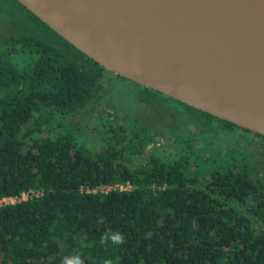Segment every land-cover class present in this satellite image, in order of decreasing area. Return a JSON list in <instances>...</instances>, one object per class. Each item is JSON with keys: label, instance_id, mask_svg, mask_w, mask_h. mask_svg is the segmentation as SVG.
I'll list each match as a JSON object with an SVG mask.
<instances>
[{"label": "trees", "instance_id": "16d2710c", "mask_svg": "<svg viewBox=\"0 0 264 264\" xmlns=\"http://www.w3.org/2000/svg\"><path fill=\"white\" fill-rule=\"evenodd\" d=\"M0 13L8 23L0 48V198L40 191L0 206V264H65L77 255L83 264H264V176L233 149L210 158L181 136L173 158L127 167L124 160L142 152L138 132L110 126L97 142L58 121L96 97L106 71L15 0H0ZM142 88L140 100L154 108L168 100L212 135L250 133ZM124 182L130 189L85 192ZM115 233L123 243L111 241Z\"/></svg>", "mask_w": 264, "mask_h": 264}, {"label": "water", "instance_id": "95a60500", "mask_svg": "<svg viewBox=\"0 0 264 264\" xmlns=\"http://www.w3.org/2000/svg\"><path fill=\"white\" fill-rule=\"evenodd\" d=\"M105 73L264 136V0H15Z\"/></svg>", "mask_w": 264, "mask_h": 264}, {"label": "rangeland", "instance_id": "374dc122", "mask_svg": "<svg viewBox=\"0 0 264 264\" xmlns=\"http://www.w3.org/2000/svg\"><path fill=\"white\" fill-rule=\"evenodd\" d=\"M7 31V20L0 13V48H3ZM139 89L127 80L110 75L103 79L95 98L58 121L66 128L76 129L87 140L97 142L110 126L138 132L144 144L141 154L124 160L129 168L143 164L149 156L173 158L178 153V137L181 136L189 138L199 152L206 149L202 153L210 158L212 153L222 156L233 149L246 160L254 176H264V140L239 129H221L217 135H212L191 113L168 100L155 108L140 101L137 93L142 90ZM44 135L45 132L38 133L39 137Z\"/></svg>", "mask_w": 264, "mask_h": 264}, {"label": "built area", "instance_id": "2783aa9c", "mask_svg": "<svg viewBox=\"0 0 264 264\" xmlns=\"http://www.w3.org/2000/svg\"><path fill=\"white\" fill-rule=\"evenodd\" d=\"M128 190L130 189V185L128 182L124 183H114L112 185H106V186H98L95 189L88 190L86 189L85 192H95V190H98L100 192H106L108 190ZM40 194V191L30 189L25 192H21L19 195L16 196H5L0 198V206L5 204H13L22 200H26L32 197H36Z\"/></svg>", "mask_w": 264, "mask_h": 264}, {"label": "clouds", "instance_id": "9594fccd", "mask_svg": "<svg viewBox=\"0 0 264 264\" xmlns=\"http://www.w3.org/2000/svg\"><path fill=\"white\" fill-rule=\"evenodd\" d=\"M108 239H109V236L107 234H105L104 236H102L101 242L103 243V242L107 241ZM110 239L114 244H121L124 242V237L120 233H115V234L111 235ZM65 264H83V260L80 258L79 255H77L73 259L65 258Z\"/></svg>", "mask_w": 264, "mask_h": 264}, {"label": "flooded vegetation", "instance_id": "af4514ba", "mask_svg": "<svg viewBox=\"0 0 264 264\" xmlns=\"http://www.w3.org/2000/svg\"><path fill=\"white\" fill-rule=\"evenodd\" d=\"M110 77V75L108 74V73H105L104 74V79L105 78H109ZM113 77H115V78H117V79H119V80H125V79H121V78H118V77H116V76H113ZM128 81V80H127ZM129 82H131V81H129ZM132 84H134V85H136L137 87H139L140 89L139 90H142L143 91V86L142 87H140L139 85H137V84H135V83H133V82H131ZM142 91H140V92H142ZM140 92L139 93H137V97H139V94H140ZM163 96V95H162ZM166 97V96H165ZM168 98V97H167ZM139 99V98H138ZM140 100V99H139ZM140 101H142V100H140ZM142 102H145V101H142ZM145 103H148V102H145Z\"/></svg>", "mask_w": 264, "mask_h": 264}]
</instances>
